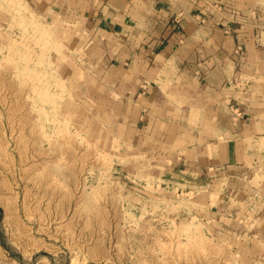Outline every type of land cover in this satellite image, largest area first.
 Here are the masks:
<instances>
[{"label":"rangeland","instance_id":"374dc122","mask_svg":"<svg viewBox=\"0 0 264 264\" xmlns=\"http://www.w3.org/2000/svg\"><path fill=\"white\" fill-rule=\"evenodd\" d=\"M67 18L0 0V264H264L250 213L243 238H219L163 164L74 117L71 87L90 64Z\"/></svg>","mask_w":264,"mask_h":264},{"label":"crops","instance_id":"0c3cea01","mask_svg":"<svg viewBox=\"0 0 264 264\" xmlns=\"http://www.w3.org/2000/svg\"><path fill=\"white\" fill-rule=\"evenodd\" d=\"M36 1L85 38L74 117L163 164L219 238H243L250 213L254 239L264 225V0Z\"/></svg>","mask_w":264,"mask_h":264},{"label":"bare ground","instance_id":"6f19581e","mask_svg":"<svg viewBox=\"0 0 264 264\" xmlns=\"http://www.w3.org/2000/svg\"><path fill=\"white\" fill-rule=\"evenodd\" d=\"M54 98V97H53ZM83 147V146H82ZM79 149V148H78ZM95 162V161H94Z\"/></svg>","mask_w":264,"mask_h":264}]
</instances>
